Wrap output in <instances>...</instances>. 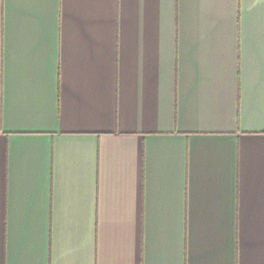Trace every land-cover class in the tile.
Returning a JSON list of instances; mask_svg holds the SVG:
<instances>
[{
	"label": "crops",
	"instance_id": "obj_1",
	"mask_svg": "<svg viewBox=\"0 0 264 264\" xmlns=\"http://www.w3.org/2000/svg\"><path fill=\"white\" fill-rule=\"evenodd\" d=\"M0 264H264V0H0Z\"/></svg>",
	"mask_w": 264,
	"mask_h": 264
}]
</instances>
